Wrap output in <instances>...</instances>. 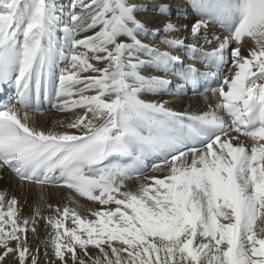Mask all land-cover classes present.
I'll use <instances>...</instances> for the list:
<instances>
[{
  "label": "snow or ice",
  "instance_id": "obj_1",
  "mask_svg": "<svg viewBox=\"0 0 264 264\" xmlns=\"http://www.w3.org/2000/svg\"><path fill=\"white\" fill-rule=\"evenodd\" d=\"M189 3L192 39L210 25L227 33L205 39L211 50L174 35L188 25L148 27L138 19L148 8L133 0H72L66 19L54 0H0V92L14 85L24 109L0 102V169L99 205L81 215L49 204L54 214L22 218L18 199L0 192V264H39L28 234L41 220L59 264H264V0ZM155 10L170 14L167 4ZM145 68L178 75L177 92L218 79L216 102L188 113L141 99L172 83ZM42 100L71 113L59 123L76 131L31 124ZM150 157L161 158L152 171L167 173L128 190Z\"/></svg>",
  "mask_w": 264,
  "mask_h": 264
},
{
  "label": "bare ground",
  "instance_id": "obj_2",
  "mask_svg": "<svg viewBox=\"0 0 264 264\" xmlns=\"http://www.w3.org/2000/svg\"><path fill=\"white\" fill-rule=\"evenodd\" d=\"M58 8H63L64 18H67V13L70 10V4L72 0H54ZM133 2L142 3L148 10L138 14V19L144 22L150 28H160L163 24L170 20L172 23L177 25H188L187 30H181L179 33L174 35L180 37H188L185 41L186 44H196L197 46L203 47L205 50H211L216 45L206 44L205 39L211 40L213 34H218L223 38L227 35L220 29L217 25H210L208 29L202 30L207 32L208 35L205 37L203 34L198 40H194L190 36L191 25L198 19L197 15L191 8L189 0H133ZM160 4H167L170 10L169 15H164L157 12L155 9ZM90 35L91 33H87ZM145 43L152 44L160 48L161 51H172L174 55H178L184 61V66L192 64L193 66L199 68L201 71L213 70L207 67L202 61L197 59H189V54L186 50L180 49H169L166 45L160 44L158 40H153L148 37H141ZM246 54V53H245ZM146 58V57H141ZM103 66V65H100ZM65 67L64 62H59L57 67V72L60 68ZM183 66L176 65V71L179 72ZM234 72L235 69H230ZM143 75L146 76H162L171 80V85L167 91L157 92V93H141V99L149 102H163L165 105L178 112H188V113H201L208 110L209 103L215 104L216 96L212 94V89L219 86L220 81L218 79H208L202 81L200 87L195 91L191 87H187L183 92H177L176 86L182 84L183 81L178 75L174 73L161 72L154 68H145L141 70ZM91 74V73H89ZM225 74H229V69H225ZM16 91L14 85H8L5 89L0 92V102L8 103L10 105H15L21 113L24 109L16 103ZM77 112H82V110H76ZM29 114L33 116V120L30 121L35 127L48 131L50 129L57 132L61 131H71L75 132V129H66L61 126L59 122L67 124L73 118L71 113L59 112L56 109H52L51 106L45 102L41 101L40 109L35 110V105L32 106ZM227 119V117H225ZM235 135V133H233ZM245 142L250 144L251 141L247 140ZM161 158L150 157L146 162L148 167L145 168L143 175L138 178H133L127 181V189L135 190L138 185L144 182L146 177L150 176H162L167 173V168L163 171L154 172L152 171V165L159 164ZM6 191L7 198L16 197L19 201V208L21 209V216L31 217L34 210L39 208L41 214L44 216L54 214L47 205L59 206L63 208L64 206L76 207L80 211L81 215H87V209H96L99 207L98 204L87 201L85 198L78 197L76 193L65 187H55V186H40L33 183H28L19 180L14 173H12L7 168L0 169V192ZM72 198H75L79 204L72 202ZM114 207V205H113ZM69 226L71 222L69 221ZM29 246L33 252L39 248V264H59V261L51 254V248L44 241L48 238V231L45 230L44 221L41 220L37 225V232L35 235L29 233ZM0 249V253H2ZM45 251L48 255H45ZM79 251V250H78ZM4 264H12V258H6ZM30 264V262H29Z\"/></svg>",
  "mask_w": 264,
  "mask_h": 264
}]
</instances>
